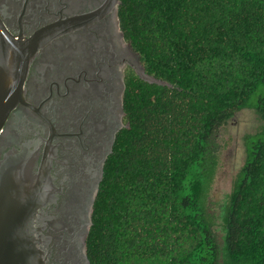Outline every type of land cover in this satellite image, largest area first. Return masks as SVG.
<instances>
[{
    "label": "trees",
    "instance_id": "trees-1",
    "mask_svg": "<svg viewBox=\"0 0 264 264\" xmlns=\"http://www.w3.org/2000/svg\"><path fill=\"white\" fill-rule=\"evenodd\" d=\"M119 19L145 73L166 86L129 83L89 264H219L207 218L214 137L264 89V0H121ZM224 226L223 264H264V140L249 147Z\"/></svg>",
    "mask_w": 264,
    "mask_h": 264
},
{
    "label": "flooded vegetation",
    "instance_id": "flooded-vegetation-1",
    "mask_svg": "<svg viewBox=\"0 0 264 264\" xmlns=\"http://www.w3.org/2000/svg\"><path fill=\"white\" fill-rule=\"evenodd\" d=\"M120 7L121 0H0V22L28 60L22 103L0 131V188L16 170L40 183L31 211L40 264H88L94 204L128 129L129 83L143 69Z\"/></svg>",
    "mask_w": 264,
    "mask_h": 264
},
{
    "label": "water",
    "instance_id": "water-1",
    "mask_svg": "<svg viewBox=\"0 0 264 264\" xmlns=\"http://www.w3.org/2000/svg\"><path fill=\"white\" fill-rule=\"evenodd\" d=\"M21 50L22 44L0 22V131L23 100L28 60ZM138 77L150 85L166 86L147 75L144 69L138 72ZM16 171L3 178L0 188V264H40L31 211H36L42 190L36 177L27 171ZM31 200H34L32 205Z\"/></svg>",
    "mask_w": 264,
    "mask_h": 264
},
{
    "label": "rangeland",
    "instance_id": "rangeland-1",
    "mask_svg": "<svg viewBox=\"0 0 264 264\" xmlns=\"http://www.w3.org/2000/svg\"><path fill=\"white\" fill-rule=\"evenodd\" d=\"M261 96H264L263 88L251 98L250 106L237 112L214 137L219 165L207 198V218L218 245L219 264L224 262L225 210L240 179L251 143L264 140V114L257 108Z\"/></svg>",
    "mask_w": 264,
    "mask_h": 264
}]
</instances>
